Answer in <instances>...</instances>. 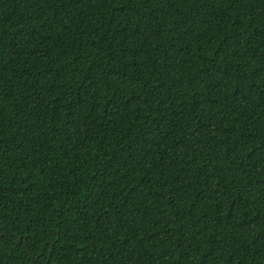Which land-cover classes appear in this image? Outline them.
I'll use <instances>...</instances> for the list:
<instances>
[{"label":"trees","instance_id":"obj_1","mask_svg":"<svg viewBox=\"0 0 264 264\" xmlns=\"http://www.w3.org/2000/svg\"><path fill=\"white\" fill-rule=\"evenodd\" d=\"M0 264H264V0H0Z\"/></svg>","mask_w":264,"mask_h":264}]
</instances>
